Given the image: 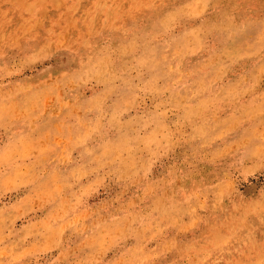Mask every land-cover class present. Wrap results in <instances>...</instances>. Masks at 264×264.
I'll list each match as a JSON object with an SVG mask.
<instances>
[{
	"label": "rangeland",
	"instance_id": "374dc122",
	"mask_svg": "<svg viewBox=\"0 0 264 264\" xmlns=\"http://www.w3.org/2000/svg\"><path fill=\"white\" fill-rule=\"evenodd\" d=\"M0 264H264V0H0Z\"/></svg>",
	"mask_w": 264,
	"mask_h": 264
},
{
	"label": "bare ground",
	"instance_id": "6f19581e",
	"mask_svg": "<svg viewBox=\"0 0 264 264\" xmlns=\"http://www.w3.org/2000/svg\"><path fill=\"white\" fill-rule=\"evenodd\" d=\"M171 1V0H170ZM168 4V3H167ZM189 4V3H188ZM193 4V3H192ZM223 7V6H222ZM206 9V8H205ZM162 11V10H161ZM173 11V10H172ZM164 12V11H163ZM172 13V12H171ZM152 15V14H151ZM244 15V14H243ZM260 20V19H259ZM171 26V25H170ZM169 28V26L167 27V29ZM202 30V29H201ZM154 31V30H153ZM150 35V34H149ZM158 35V34H157ZM183 35V34H182ZM116 36V35H115ZM176 36V35H175ZM184 37V36H183ZM99 40V39H98ZM144 44V43H143ZM113 46V45H112ZM152 47V46H150ZM115 48V47H114ZM95 55V54H94ZM119 57V56H118ZM134 60V59H133ZM72 62V61H71ZM127 62V61H126ZM115 66V65H114ZM261 212V211H260ZM122 216V215H121ZM244 235V234H243Z\"/></svg>",
	"mask_w": 264,
	"mask_h": 264
}]
</instances>
